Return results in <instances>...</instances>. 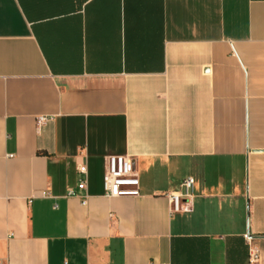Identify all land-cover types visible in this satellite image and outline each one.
Returning <instances> with one entry per match:
<instances>
[{
	"label": "crops",
	"instance_id": "0c3cea01",
	"mask_svg": "<svg viewBox=\"0 0 264 264\" xmlns=\"http://www.w3.org/2000/svg\"><path fill=\"white\" fill-rule=\"evenodd\" d=\"M108 155L134 158L139 196L104 195ZM250 246L264 264V0H0V261L250 264Z\"/></svg>",
	"mask_w": 264,
	"mask_h": 264
},
{
	"label": "built area",
	"instance_id": "2783aa9c",
	"mask_svg": "<svg viewBox=\"0 0 264 264\" xmlns=\"http://www.w3.org/2000/svg\"><path fill=\"white\" fill-rule=\"evenodd\" d=\"M46 118H39V122ZM78 172L85 176L78 184L79 189H86L87 186V166L78 165ZM104 195L106 197H126L139 196L140 180L137 169L134 165V158L130 155H108L106 157V168L103 178ZM195 179L192 176L186 177L178 190L167 193L170 201L171 212L192 211L194 201ZM68 195H75V191L70 190ZM87 197H84L83 204H86ZM260 259V252L257 247L250 246L249 261L255 264ZM0 264H4L0 261Z\"/></svg>",
	"mask_w": 264,
	"mask_h": 264
}]
</instances>
